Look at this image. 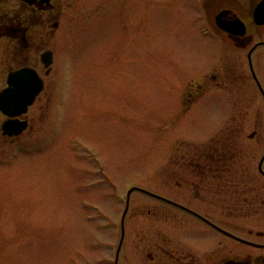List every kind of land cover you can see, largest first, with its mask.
<instances>
[{
    "label": "rangeland",
    "instance_id": "374dc122",
    "mask_svg": "<svg viewBox=\"0 0 264 264\" xmlns=\"http://www.w3.org/2000/svg\"><path fill=\"white\" fill-rule=\"evenodd\" d=\"M201 17L193 0H67L51 103L0 147V264H114L130 187L162 193L186 138L229 116L215 96L186 114V84L223 64ZM172 193L186 204V190ZM151 202L134 191L128 218Z\"/></svg>",
    "mask_w": 264,
    "mask_h": 264
},
{
    "label": "flooded vegetation",
    "instance_id": "af4514ba",
    "mask_svg": "<svg viewBox=\"0 0 264 264\" xmlns=\"http://www.w3.org/2000/svg\"><path fill=\"white\" fill-rule=\"evenodd\" d=\"M193 1L206 26L201 36L214 40L223 64L199 69L186 84V114L215 96V103L228 105L229 116L224 113L213 135L186 138L175 169L160 179L164 194L144 187L150 193L137 191L152 200V209L144 211L139 204L129 219V201L114 264H122L124 257L133 264H264V16L254 14L264 8V0ZM66 2L0 0V57L5 58L0 68L7 69L0 92L24 67L44 80L42 91L18 116L27 121L20 135L4 133L10 116L0 110V147L34 132L35 104L44 100V113L51 103L42 97L55 69ZM48 51L53 60L45 67L42 58ZM228 51L232 59L226 61ZM179 190H186V204L172 193Z\"/></svg>",
    "mask_w": 264,
    "mask_h": 264
},
{
    "label": "water",
    "instance_id": "95a60500",
    "mask_svg": "<svg viewBox=\"0 0 264 264\" xmlns=\"http://www.w3.org/2000/svg\"><path fill=\"white\" fill-rule=\"evenodd\" d=\"M255 18L264 16L263 6L256 9ZM240 23L244 24L240 21ZM46 67L52 64V52L48 51L44 54L42 58ZM10 86L4 89L0 93V109L9 116H19L28 110V106L31 105L36 96L40 93L43 88V80L39 76L35 69L23 68L17 70L15 74L10 76L9 79ZM27 127V121L20 120L19 118L9 119L3 124V129L5 134L18 135ZM134 190H143L140 187H133L128 193V204L130 194ZM150 193L147 190H143ZM162 198V197H161ZM127 204V209H128ZM126 209V210H127Z\"/></svg>",
    "mask_w": 264,
    "mask_h": 264
},
{
    "label": "trees",
    "instance_id": "16d2710c",
    "mask_svg": "<svg viewBox=\"0 0 264 264\" xmlns=\"http://www.w3.org/2000/svg\"><path fill=\"white\" fill-rule=\"evenodd\" d=\"M183 161V160H182Z\"/></svg>",
    "mask_w": 264,
    "mask_h": 264
}]
</instances>
